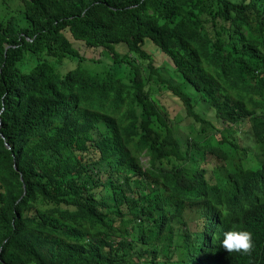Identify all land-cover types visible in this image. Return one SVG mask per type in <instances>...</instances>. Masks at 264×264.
<instances>
[{"label":"trees","instance_id":"trees-1","mask_svg":"<svg viewBox=\"0 0 264 264\" xmlns=\"http://www.w3.org/2000/svg\"><path fill=\"white\" fill-rule=\"evenodd\" d=\"M18 2L0 20V264H264V0Z\"/></svg>","mask_w":264,"mask_h":264},{"label":"rangeland","instance_id":"rangeland-1","mask_svg":"<svg viewBox=\"0 0 264 264\" xmlns=\"http://www.w3.org/2000/svg\"><path fill=\"white\" fill-rule=\"evenodd\" d=\"M19 2L18 0H0V20H4L9 16H16L17 15V6H18ZM144 47L146 51H149L152 56L158 57L159 55L153 50L154 46H152L147 40L144 41ZM153 61L155 62V64L158 65V63L161 65L164 64L162 60L157 59L153 57ZM162 61V62H161ZM159 65V66H160ZM68 67H72V63H65L62 67H60V70H64ZM163 73L165 75H167L168 73H166L165 71H163ZM152 92H154L152 90ZM191 92V91H190ZM155 95L157 96V98H159L160 102L162 104L165 105V107L168 108L169 110V106L166 105L165 101L161 98L160 94L157 92H154ZM164 95L167 96V98H169V100L167 101L169 104L170 102H173L174 104H177V100H175L173 98V96L167 92L164 91L163 92ZM198 95H195V98H197ZM195 110H197L199 113H202L205 117H210L211 116V111L210 109H208L207 105H205L203 103V101L199 100L198 103L195 104ZM173 133L176 135V137L181 140V142H185V140L189 139V136L191 135L190 132L188 131L187 128V124L183 121L180 124H175L173 126ZM143 160V159H142Z\"/></svg>","mask_w":264,"mask_h":264},{"label":"clouds","instance_id":"clouds-1","mask_svg":"<svg viewBox=\"0 0 264 264\" xmlns=\"http://www.w3.org/2000/svg\"><path fill=\"white\" fill-rule=\"evenodd\" d=\"M221 247L229 254L251 255L254 249L252 233L248 231H226L223 234Z\"/></svg>","mask_w":264,"mask_h":264},{"label":"water","instance_id":"water-1","mask_svg":"<svg viewBox=\"0 0 264 264\" xmlns=\"http://www.w3.org/2000/svg\"><path fill=\"white\" fill-rule=\"evenodd\" d=\"M0 137H2V135H0ZM4 146H5L6 148H9V146H8L6 143H4ZM13 168H14V170L16 169L14 165H13Z\"/></svg>","mask_w":264,"mask_h":264}]
</instances>
